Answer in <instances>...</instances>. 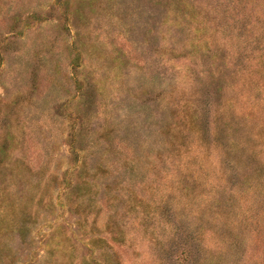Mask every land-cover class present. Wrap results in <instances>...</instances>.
Returning a JSON list of instances; mask_svg holds the SVG:
<instances>
[{
  "label": "rangeland",
  "instance_id": "1",
  "mask_svg": "<svg viewBox=\"0 0 264 264\" xmlns=\"http://www.w3.org/2000/svg\"><path fill=\"white\" fill-rule=\"evenodd\" d=\"M0 264H264V0H0Z\"/></svg>",
  "mask_w": 264,
  "mask_h": 264
}]
</instances>
